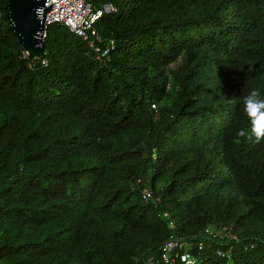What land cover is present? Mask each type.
I'll list each match as a JSON object with an SVG mask.
<instances>
[{
	"label": "trees",
	"instance_id": "trees-1",
	"mask_svg": "<svg viewBox=\"0 0 264 264\" xmlns=\"http://www.w3.org/2000/svg\"><path fill=\"white\" fill-rule=\"evenodd\" d=\"M91 1L102 41L51 23L36 57L0 0V264H161L165 211L196 264H264V0Z\"/></svg>",
	"mask_w": 264,
	"mask_h": 264
},
{
	"label": "built area",
	"instance_id": "built-area-1",
	"mask_svg": "<svg viewBox=\"0 0 264 264\" xmlns=\"http://www.w3.org/2000/svg\"><path fill=\"white\" fill-rule=\"evenodd\" d=\"M45 6L50 7L46 13V25L51 23H61L67 26L72 32L82 37L90 47L95 48L102 41V36L96 26L98 20L108 12H116L117 7L113 4H106L100 8L95 7L91 0H47ZM43 12V9H41ZM114 41L111 40L100 56H107L110 51V45ZM44 63L46 61L44 60ZM144 201L151 202L154 205H160L162 197L155 194L152 189L147 186L142 191ZM164 218L167 220L169 228L172 230L168 239L161 248L160 262L161 264H196L198 257L193 253L196 246L198 250H202L205 246L204 240L188 239L176 233V224L172 220L169 211L163 212ZM224 235V230L208 226L202 232V236H213L214 238ZM218 254L227 257V264H230L232 258L227 251L219 250ZM150 264H155L151 261Z\"/></svg>",
	"mask_w": 264,
	"mask_h": 264
},
{
	"label": "water",
	"instance_id": "water-1",
	"mask_svg": "<svg viewBox=\"0 0 264 264\" xmlns=\"http://www.w3.org/2000/svg\"><path fill=\"white\" fill-rule=\"evenodd\" d=\"M47 0H6L7 18L10 30L28 54L36 57L46 52V13L50 7ZM43 9V12H41Z\"/></svg>",
	"mask_w": 264,
	"mask_h": 264
},
{
	"label": "clouds",
	"instance_id": "clouds-1",
	"mask_svg": "<svg viewBox=\"0 0 264 264\" xmlns=\"http://www.w3.org/2000/svg\"><path fill=\"white\" fill-rule=\"evenodd\" d=\"M243 110L250 120V128L237 132V143L241 138L247 143H257L264 139V97L259 89H252L243 98Z\"/></svg>",
	"mask_w": 264,
	"mask_h": 264
}]
</instances>
